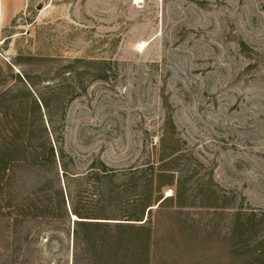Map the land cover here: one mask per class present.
I'll return each instance as SVG.
<instances>
[{"label": "rangeland", "instance_id": "rangeland-1", "mask_svg": "<svg viewBox=\"0 0 264 264\" xmlns=\"http://www.w3.org/2000/svg\"><path fill=\"white\" fill-rule=\"evenodd\" d=\"M0 11V264H264V0ZM50 126L77 200L118 193L74 261Z\"/></svg>", "mask_w": 264, "mask_h": 264}, {"label": "trees", "instance_id": "trees-1", "mask_svg": "<svg viewBox=\"0 0 264 264\" xmlns=\"http://www.w3.org/2000/svg\"><path fill=\"white\" fill-rule=\"evenodd\" d=\"M51 125V123H50ZM50 131L47 136L48 141H52V144H48L46 151L48 152L49 161L53 163L54 167H59L62 171L64 179L66 180V197L68 205L65 204L64 198L61 197V202L59 201L58 208L61 210L62 214H69L74 221L72 222V244L74 246V255L73 261L75 258V249L77 246H80V249H83L88 241L93 242V244L102 245V237L105 235H110L117 232V228L122 227V223H116L109 221L113 218H102L107 207L116 199V194L114 191V185L106 186L103 188L102 184H99V187H95L101 193L97 195L95 200L86 201L84 197V188L81 190V197L75 198L72 194V191L68 188V180H76L84 183V175L79 174V172L71 173L68 167V163L65 160L66 154L60 146L58 136L55 133V128L50 126ZM97 176L99 180L103 179L104 183H108L114 175L111 173L110 169H107L106 165L100 163L97 169ZM99 182V181H98ZM84 186V184H83ZM105 191V194H104ZM91 231V232H90ZM90 232V233H88ZM113 242V241H112ZM117 244H120V241H114ZM103 246V245H102Z\"/></svg>", "mask_w": 264, "mask_h": 264}, {"label": "crops", "instance_id": "crops-1", "mask_svg": "<svg viewBox=\"0 0 264 264\" xmlns=\"http://www.w3.org/2000/svg\"><path fill=\"white\" fill-rule=\"evenodd\" d=\"M1 12V11H0Z\"/></svg>", "mask_w": 264, "mask_h": 264}]
</instances>
